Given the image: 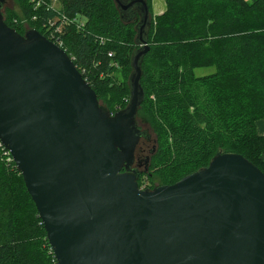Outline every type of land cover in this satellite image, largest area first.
<instances>
[{"label":"water","instance_id":"obj_1","mask_svg":"<svg viewBox=\"0 0 264 264\" xmlns=\"http://www.w3.org/2000/svg\"><path fill=\"white\" fill-rule=\"evenodd\" d=\"M115 1L122 17L142 5L143 47L132 55L130 101L112 114L62 47L3 20L0 0V140L58 264H264V172L245 156L218 153L153 190L128 170L151 13L146 0Z\"/></svg>","mask_w":264,"mask_h":264},{"label":"trees","instance_id":"obj_2","mask_svg":"<svg viewBox=\"0 0 264 264\" xmlns=\"http://www.w3.org/2000/svg\"><path fill=\"white\" fill-rule=\"evenodd\" d=\"M146 1L152 13L153 0ZM165 1V10L151 18L141 64L140 111L158 141L150 174L174 184L226 152L242 154L264 172V135L256 126L264 118V0ZM16 2L50 40L52 22L61 24L62 14L83 17L82 26L64 25L62 48L112 114L128 105L136 30L115 0ZM5 20L24 34L14 10H6ZM201 67L215 70L197 75ZM7 150L0 140V264H58Z\"/></svg>","mask_w":264,"mask_h":264},{"label":"rangeland","instance_id":"obj_3","mask_svg":"<svg viewBox=\"0 0 264 264\" xmlns=\"http://www.w3.org/2000/svg\"><path fill=\"white\" fill-rule=\"evenodd\" d=\"M124 3L129 0H122ZM156 1V0H155ZM162 4L157 3L156 9L153 8L152 13L150 14V19L152 16L160 14L165 10L166 5L164 0H161ZM11 9L14 10L22 20V25L24 27V34L28 31L32 30L27 19L24 17V14L20 7L18 6L16 0H3L1 13L3 14V20L6 22V10ZM162 11V12H160ZM123 13V18L125 21L134 22V28L136 30L135 41L136 47L135 50L142 48L143 45L140 43L137 44V40L139 38V24L142 21V10L141 7H134L130 11H125ZM80 20L83 21L84 18L80 17ZM148 29L149 26L146 27L144 31V38H148ZM23 34V35H24ZM138 47V48H137ZM137 48V49H136ZM215 70L214 67H201L196 69L197 75H206ZM121 77V74H119ZM101 105L104 106V101L100 100ZM134 130L137 132V143L135 145L133 161L130 164L128 170H136L139 173L138 180L140 181L141 188L153 190L155 187L162 185L160 177L156 175H152L153 172L149 170V166L151 164V160L153 156L156 154L158 150V141L157 135L152 128L148 118L140 111V107L137 111V114L134 118L133 122ZM167 154V152H166ZM166 154H164L166 156ZM164 156V157H165ZM161 165L160 162L156 164L157 167ZM127 170V169H126ZM152 173V174H150Z\"/></svg>","mask_w":264,"mask_h":264},{"label":"built area","instance_id":"obj_4","mask_svg":"<svg viewBox=\"0 0 264 264\" xmlns=\"http://www.w3.org/2000/svg\"><path fill=\"white\" fill-rule=\"evenodd\" d=\"M54 1H57V0H54ZM84 21V20H83ZM81 20H77L76 18L74 19H70L68 18V16L62 14L60 16V22L61 24L59 25H55L56 23L55 22H52V41L55 42L57 45H59L60 47H62V38H61V35H59V33H63V27L65 24H71L72 22H78V26H82V22ZM6 154L8 155H12L10 150H7Z\"/></svg>","mask_w":264,"mask_h":264},{"label":"crops","instance_id":"obj_5","mask_svg":"<svg viewBox=\"0 0 264 264\" xmlns=\"http://www.w3.org/2000/svg\"><path fill=\"white\" fill-rule=\"evenodd\" d=\"M165 1V0H164ZM160 3V4H162V2H161V0H153V8L154 9H156V7H157V3ZM165 5H166V2H165ZM164 11V10H163ZM160 12H162V11H160ZM256 126H257V131H258V133L259 134H262V135H264V118H262V119H259L258 121H257V124H256Z\"/></svg>","mask_w":264,"mask_h":264},{"label":"flooded vegetation","instance_id":"obj_6","mask_svg":"<svg viewBox=\"0 0 264 264\" xmlns=\"http://www.w3.org/2000/svg\"><path fill=\"white\" fill-rule=\"evenodd\" d=\"M139 6L141 7V10H142V5L137 3V4L133 5L128 11H130V10L133 9L134 7H139Z\"/></svg>","mask_w":264,"mask_h":264}]
</instances>
